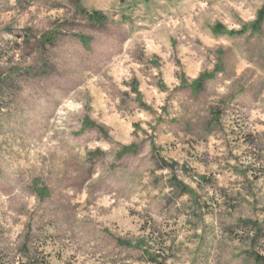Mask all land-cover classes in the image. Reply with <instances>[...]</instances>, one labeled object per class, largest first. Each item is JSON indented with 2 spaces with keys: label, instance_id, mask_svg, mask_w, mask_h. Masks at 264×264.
Returning <instances> with one entry per match:
<instances>
[{
  "label": "rangeland",
  "instance_id": "rangeland-1",
  "mask_svg": "<svg viewBox=\"0 0 264 264\" xmlns=\"http://www.w3.org/2000/svg\"><path fill=\"white\" fill-rule=\"evenodd\" d=\"M0 264H264V0H0Z\"/></svg>",
  "mask_w": 264,
  "mask_h": 264
},
{
  "label": "trees",
  "instance_id": "trees-1",
  "mask_svg": "<svg viewBox=\"0 0 264 264\" xmlns=\"http://www.w3.org/2000/svg\"><path fill=\"white\" fill-rule=\"evenodd\" d=\"M262 15V13L261 12H258V16H257V18H256V20L251 24V28L253 29L254 27H256L257 26V23H258V19H259V17ZM104 18H105V16L102 14V13H100V12H97V11H91L90 13H88V20L89 21H91V22H97V23H99V22H102L103 20H104ZM233 33L234 32H232V31H229L228 33H226V34H228V35H233ZM81 42L83 43V45L85 44V45H87L88 44V42H89V39L86 37V36H84V35H81ZM86 42H87V44H86ZM202 76L203 75H201L200 76V79L202 80ZM196 83H197V81H195V82H193V84H192V87L193 88H195L196 87ZM127 151H130V150H127Z\"/></svg>",
  "mask_w": 264,
  "mask_h": 264
}]
</instances>
